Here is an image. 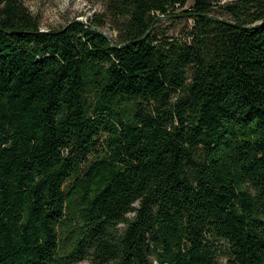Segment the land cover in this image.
<instances>
[{
  "label": "trees",
  "instance_id": "obj_1",
  "mask_svg": "<svg viewBox=\"0 0 264 264\" xmlns=\"http://www.w3.org/2000/svg\"><path fill=\"white\" fill-rule=\"evenodd\" d=\"M115 1L0 0V264H264V0Z\"/></svg>",
  "mask_w": 264,
  "mask_h": 264
},
{
  "label": "rangeland",
  "instance_id": "obj_2",
  "mask_svg": "<svg viewBox=\"0 0 264 264\" xmlns=\"http://www.w3.org/2000/svg\"><path fill=\"white\" fill-rule=\"evenodd\" d=\"M30 11L39 18L43 30L61 28L70 21L81 20L90 22L97 20L101 25L98 28L109 37H118V27L122 24L124 17L117 13L115 0H21ZM234 0H221L212 9V15L220 18H228L222 7L224 4ZM189 0L183 9H172L167 16L161 15L154 26L155 33L163 38H184L191 29L193 19L186 17L182 11L192 6ZM197 154L201 150H196ZM62 238L64 236L62 235ZM75 264H91L90 261H79ZM155 264H158L155 262Z\"/></svg>",
  "mask_w": 264,
  "mask_h": 264
}]
</instances>
